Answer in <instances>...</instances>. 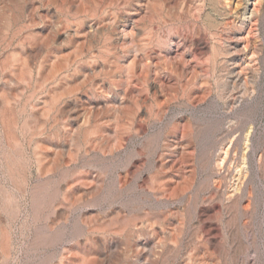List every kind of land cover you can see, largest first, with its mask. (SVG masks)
<instances>
[{
    "label": "rangeland",
    "instance_id": "obj_1",
    "mask_svg": "<svg viewBox=\"0 0 264 264\" xmlns=\"http://www.w3.org/2000/svg\"><path fill=\"white\" fill-rule=\"evenodd\" d=\"M0 264H264V0H0Z\"/></svg>",
    "mask_w": 264,
    "mask_h": 264
},
{
    "label": "bare ground",
    "instance_id": "obj_2",
    "mask_svg": "<svg viewBox=\"0 0 264 264\" xmlns=\"http://www.w3.org/2000/svg\"><path fill=\"white\" fill-rule=\"evenodd\" d=\"M184 2H186V0H183ZM144 3V2H143ZM184 4V3H183ZM186 6V5H185ZM187 7V6H186ZM196 8V7H195ZM132 34V33H131ZM183 40H184V44H186L187 43V45H192V44H194V39H192V37H191V35H189V36H184L183 37ZM176 42V41H175ZM200 43V42H199ZM176 44V43H175ZM201 44V43H200ZM186 45V46H187ZM176 47V46H175ZM175 49V48H174ZM176 50V49H175ZM135 57H136V53H131V60H130V62H133L134 61V59H135ZM214 60V59H213ZM194 71L192 72V76L194 75ZM245 172H247V171H245ZM242 175H243V173H242ZM240 176V175H239ZM240 180H242V179H240ZM238 182V181H237ZM240 187V186H239ZM235 188V187H234ZM236 190H238V187L236 188ZM236 192V191H235ZM236 194V193H235ZM233 196H235V195H233ZM229 199H231V197H229L228 198V201H229ZM234 199H236V198H234ZM233 199V200H234ZM237 201V200H236ZM227 205V204H226ZM236 205V204H235ZM229 206V205H228ZM200 211V210H199ZM197 214V213H196ZM204 218V217H203ZM212 232V231H211ZM259 254V253H258Z\"/></svg>",
    "mask_w": 264,
    "mask_h": 264
}]
</instances>
